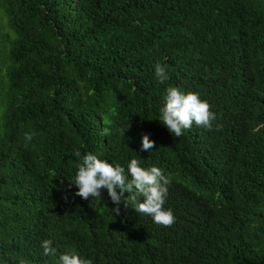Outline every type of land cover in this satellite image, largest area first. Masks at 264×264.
Here are the masks:
<instances>
[{
	"label": "trees",
	"instance_id": "obj_1",
	"mask_svg": "<svg viewBox=\"0 0 264 264\" xmlns=\"http://www.w3.org/2000/svg\"><path fill=\"white\" fill-rule=\"evenodd\" d=\"M169 87L210 104L211 131L161 124ZM75 150L160 168L175 222L140 216L130 193L119 215L106 189L75 196ZM67 250L93 264H264V0H0V264Z\"/></svg>",
	"mask_w": 264,
	"mask_h": 264
},
{
	"label": "clouds",
	"instance_id": "obj_2",
	"mask_svg": "<svg viewBox=\"0 0 264 264\" xmlns=\"http://www.w3.org/2000/svg\"><path fill=\"white\" fill-rule=\"evenodd\" d=\"M154 68L156 79L161 84L169 79L165 67L160 63L155 64ZM166 91L159 121L174 137H181L184 130L193 126V122L197 126L212 130L217 116L210 110V104L200 99L198 93H184L176 87H169ZM108 133L109 130L104 128L101 134ZM35 136V131L26 132L25 146ZM154 147L155 141L150 140L148 134H142L140 150L151 151ZM73 154L79 159L74 182L70 183V187L75 185L78 189L75 196L84 200L89 198L94 201L102 200V190L106 189L111 202L116 205L112 210L115 215H119L124 193H130L125 204L126 206L131 204L140 216H150L154 223L165 227L175 222L173 211L164 207L171 179L165 176L160 168L156 166L143 168L140 166V161L132 159L126 171L121 165L109 163L90 152L82 156L79 150H75ZM138 197H143V202H140ZM64 198L68 199L67 196ZM41 247L44 256L57 255V248L53 247L51 239L42 241ZM20 264H25V261L21 260ZM59 264H93V261L82 258L75 250H67L59 255Z\"/></svg>",
	"mask_w": 264,
	"mask_h": 264
}]
</instances>
